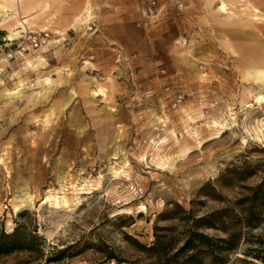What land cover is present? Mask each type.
<instances>
[{
  "label": "rangeland",
  "instance_id": "rangeland-1",
  "mask_svg": "<svg viewBox=\"0 0 264 264\" xmlns=\"http://www.w3.org/2000/svg\"><path fill=\"white\" fill-rule=\"evenodd\" d=\"M231 2L234 14L219 12L220 0H172L153 17L141 0H50L40 15L56 28L86 5L92 18L65 36L45 30L54 42L39 48L6 40L0 8V228L22 224L43 240L33 264L63 249L50 264H167L138 242L160 239L169 256L192 233L225 238L235 228L239 246L222 255L257 261L246 253L264 249V211L258 227L241 228L249 203L240 202L264 180V102L241 46L255 14L249 29L264 42V0ZM19 81L21 94L4 97ZM98 86L105 96H92ZM59 182L68 196L85 192L72 211L42 205ZM26 191L34 205L21 202ZM218 211L216 227L197 226ZM196 259L210 264L206 254Z\"/></svg>",
  "mask_w": 264,
  "mask_h": 264
},
{
  "label": "bare ground",
  "instance_id": "bare-ground-1",
  "mask_svg": "<svg viewBox=\"0 0 264 264\" xmlns=\"http://www.w3.org/2000/svg\"><path fill=\"white\" fill-rule=\"evenodd\" d=\"M233 3L231 0H220V6L218 11L225 14H234L230 9V6ZM50 0H4L0 4L2 24L6 26L7 36L6 40L15 41L18 40L24 33L29 31H35L36 28H40L41 31L49 30L52 28L59 35L65 36L69 29L75 27L79 24H86L92 18V8L90 5H86L83 9L79 10L70 20L69 28L65 26L63 28H56L53 26V21L51 19H43L40 15V11L50 7ZM257 12L259 10L255 9ZM53 15H56L54 13ZM230 17V15L228 16ZM259 16L254 15V18L247 19V22H244L242 27H244V40L242 42V62L245 66V73L249 80L254 81L258 84L259 90L255 94V99L258 103L264 102V42L259 38V36L250 32V22L258 20ZM71 25V26H70ZM247 29V30H246ZM54 40L48 39V44H51ZM45 47V46H43ZM24 55V53H22ZM37 62L43 60L42 56L36 58ZM28 65L33 66L34 61L28 59ZM3 69H0V79L3 74ZM46 81H51L48 77ZM24 85L23 81H19V84L16 88ZM93 97L105 96L106 92L101 87L90 89ZM21 94L20 88L17 90L4 89L3 95L7 98H15ZM247 95V94H246ZM241 103H246L245 98H242ZM217 124V122H215ZM224 127V124H219ZM219 130V129H218ZM218 132V131H217ZM197 133V132H196ZM195 133V134H196ZM191 149L190 145L185 144V150L189 151ZM110 159H117V153L114 150L109 154ZM3 161V158L0 159V162ZM113 166L110 167L112 171ZM115 174H119L118 171L113 170ZM60 188L48 189L42 193V205L49 204L52 207L56 208H66L68 211H72L73 207L77 204H80L82 201L81 195L85 192H79L80 188L75 189L73 196H68V194L63 191L62 184L59 182ZM21 202L23 205H34V195L28 191L23 192L21 196ZM145 208L144 206H142ZM20 205H15V212L20 211ZM128 209L122 208L121 213H126ZM142 212V210H141Z\"/></svg>",
  "mask_w": 264,
  "mask_h": 264
},
{
  "label": "trees",
  "instance_id": "trees-1",
  "mask_svg": "<svg viewBox=\"0 0 264 264\" xmlns=\"http://www.w3.org/2000/svg\"><path fill=\"white\" fill-rule=\"evenodd\" d=\"M241 203H249L243 212V218H240L241 228L255 229L260 225V215L264 211V180L253 188L250 196L243 198ZM222 217L223 213L219 211L206 215L197 221V226L200 228L216 227V221H221ZM229 231V236L225 238H212L203 232L192 233L181 248L169 256L170 247L160 239L151 247H147L140 242L138 244L141 248L154 252L159 261H163L162 257L167 255V259H165L167 264H192L201 254L209 256L210 264H234L227 262L222 254L236 249L243 233L239 228L230 229ZM42 242L43 240L32 231H26L25 226L22 224L17 225L12 232H6L4 228H0V256H8L18 252L28 253L21 264L37 263L36 261L42 258V248H40ZM66 252L67 249L58 251L54 256L48 257L46 263L60 262L67 256ZM246 254L257 261L240 258L236 264H264V249L253 250Z\"/></svg>",
  "mask_w": 264,
  "mask_h": 264
},
{
  "label": "built area",
  "instance_id": "built-area-1",
  "mask_svg": "<svg viewBox=\"0 0 264 264\" xmlns=\"http://www.w3.org/2000/svg\"><path fill=\"white\" fill-rule=\"evenodd\" d=\"M142 3H144V10L146 14L149 16L156 17L160 12H162L166 6L172 2V0H165L164 3H160L159 0H141ZM176 3V7L178 9V12L183 11V4L180 2H174ZM49 33L47 31H41L37 34H33L31 32H26L21 37L22 45L29 44V46H32L33 48H39L43 44H45L48 40ZM22 49H25L24 47Z\"/></svg>",
  "mask_w": 264,
  "mask_h": 264
},
{
  "label": "crops",
  "instance_id": "crops-1",
  "mask_svg": "<svg viewBox=\"0 0 264 264\" xmlns=\"http://www.w3.org/2000/svg\"><path fill=\"white\" fill-rule=\"evenodd\" d=\"M179 2V1H178ZM183 4V3H182ZM164 11V10H163ZM164 14V13H163ZM162 15V14H161ZM164 16V15H163Z\"/></svg>",
  "mask_w": 264,
  "mask_h": 264
}]
</instances>
